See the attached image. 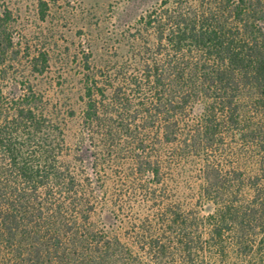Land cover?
<instances>
[{"label": "trees", "instance_id": "obj_1", "mask_svg": "<svg viewBox=\"0 0 264 264\" xmlns=\"http://www.w3.org/2000/svg\"><path fill=\"white\" fill-rule=\"evenodd\" d=\"M116 37L57 80L0 6V264H264V0Z\"/></svg>", "mask_w": 264, "mask_h": 264}, {"label": "rangeland", "instance_id": "obj_2", "mask_svg": "<svg viewBox=\"0 0 264 264\" xmlns=\"http://www.w3.org/2000/svg\"><path fill=\"white\" fill-rule=\"evenodd\" d=\"M0 0L17 16L18 30L35 50L46 51L57 80L77 78L85 54L100 48L115 56L117 32L161 0ZM44 12L45 17L41 18ZM211 264H228L212 262Z\"/></svg>", "mask_w": 264, "mask_h": 264}]
</instances>
